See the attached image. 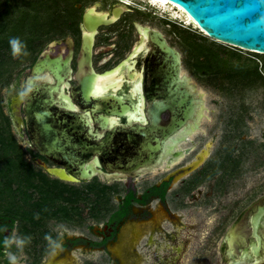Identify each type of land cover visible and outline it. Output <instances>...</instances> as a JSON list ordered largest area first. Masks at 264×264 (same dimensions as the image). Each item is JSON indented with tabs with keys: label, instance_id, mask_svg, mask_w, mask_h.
Segmentation results:
<instances>
[{
	"label": "rangeland",
	"instance_id": "374dc122",
	"mask_svg": "<svg viewBox=\"0 0 264 264\" xmlns=\"http://www.w3.org/2000/svg\"><path fill=\"white\" fill-rule=\"evenodd\" d=\"M91 6L98 13L111 14L121 4L116 0H0V180L9 177L13 188L19 186L0 198V214L17 219L14 228L5 232L14 247L3 250L0 264H46L54 256L56 261L67 258L64 264H125L105 247L92 248V243L108 237L113 226L109 220L129 191L140 196L167 170L176 166L187 168L191 164L175 180L169 193V210L175 211L176 217L171 220L164 216L163 228L178 229L180 235L186 236L187 230L182 227L188 223L195 225L196 234L191 241L184 242L182 256L176 264H225L221 255L224 231L264 197V54L211 39L195 23L188 24L186 15L177 9L168 15L152 7L144 11L125 8L119 20L99 27L94 47L95 69L107 74L120 67L132 53L130 42L134 40L135 45L139 42L136 24L166 34L182 55L183 74L191 78L205 101L201 130L192 137L196 149L178 162L137 177L107 179L97 175L90 181H69L50 172L55 166L33 149L25 125L19 121L23 113H15L13 105L24 91L32 66L45 50L56 54L67 46V38L72 37L74 51L79 56L83 18ZM174 12L180 15L178 20L173 18ZM13 138L36 171L41 170L51 180L68 186L64 195H55L39 176H31L24 166L3 173L11 162L19 163L20 150ZM206 150V158L195 168L193 163ZM187 161L191 163L187 165ZM220 164L230 176L227 179L231 191L222 208H212L219 207L221 201L209 204L204 200L174 206L171 194L182 178L204 174L199 186L205 189L215 183ZM236 166L238 170L234 173ZM135 206L136 210L140 209L139 203ZM159 207L164 209L160 201H152L151 210ZM140 216L141 212L136 211L130 219L140 223ZM218 225L224 227L217 234L214 228ZM181 238L168 240L159 235L155 244H149L142 236L136 246L141 257L138 264H164V258L174 256L169 247L179 245Z\"/></svg>",
	"mask_w": 264,
	"mask_h": 264
},
{
	"label": "water",
	"instance_id": "95a60500",
	"mask_svg": "<svg viewBox=\"0 0 264 264\" xmlns=\"http://www.w3.org/2000/svg\"><path fill=\"white\" fill-rule=\"evenodd\" d=\"M166 1L198 23L209 37L264 54V0ZM117 19L118 13L110 17L108 12L98 13L94 6L89 7L83 18L76 71L75 41L68 37L60 52L42 53L25 81L22 111L31 143L56 168L72 176L70 181H89L97 174L107 179L135 177L166 159L178 158L183 152H173L171 141L187 140L188 134L200 128L204 116V98L183 74L180 51L160 30L141 24L137 27L147 38L143 46L150 60L162 63L150 68L162 72L161 80L152 83V89L160 91V100L155 102L157 97L152 96L150 123L140 107L137 115L129 113L130 107L117 94L122 88L120 79L108 80L97 89L96 82L104 74L94 66L96 36L100 26ZM74 79L77 84H72ZM165 110L171 116L163 122L161 113ZM186 125L187 135L177 142L172 136Z\"/></svg>",
	"mask_w": 264,
	"mask_h": 264
},
{
	"label": "flooded vegetation",
	"instance_id": "af4514ba",
	"mask_svg": "<svg viewBox=\"0 0 264 264\" xmlns=\"http://www.w3.org/2000/svg\"><path fill=\"white\" fill-rule=\"evenodd\" d=\"M116 1L119 4H121L120 7H122L124 10L126 8V10L133 9L135 11L136 10L144 11V9H147L149 7H152L155 10L157 9L161 10L157 6L153 5V0H116ZM119 9H120L119 7L115 8V11L112 12L111 14L109 13V16L110 17L115 16L116 13H118L119 16L120 13ZM176 9L178 10V8ZM164 13L171 15L172 12L166 11ZM176 19L178 20V18ZM117 20H119V18ZM136 32L139 35L138 44L135 45L134 40L130 42L131 43L130 47L133 49L132 53L126 56V58L122 61L120 67H118L115 70V72L113 71L110 72L111 75L109 76L110 78L109 82H113L118 79L121 80L120 86L122 88H118L117 94L121 95L122 100H124V103L130 107L129 113L137 115L138 114L137 109L138 107H140L141 113H144V116L147 118L146 123L149 124L150 123L149 110L151 109L154 103V102L152 103L151 101L152 96L157 97V99L155 98V102L157 100H160L159 98L160 91L159 92L158 90L157 92L154 91L152 89V83L161 80L162 77V72L155 73L150 68L151 66L154 67V65L161 66L162 63L161 62L154 63L150 60L149 52L148 51L146 52V48L143 46L144 42H142L143 39L146 42L147 38L143 34V32L137 27V24H136ZM164 37L167 39L168 43L171 46L175 47L166 34H164ZM114 55H115L114 57L117 56L116 54ZM77 64H78V55L74 52L73 68L75 71L77 68ZM124 72L126 75H124ZM72 84H77V82ZM120 90L123 92L120 93L121 92ZM19 111L23 113L22 105L20 106ZM14 112L16 113V110H14ZM170 116L171 113L169 110H165L161 113L163 122L168 121L170 119ZM22 118L24 122V113ZM191 123L192 126L194 127L193 122ZM23 124L25 125L26 133L31 143L27 126L25 122ZM187 129L189 130L188 125L182 127L180 131H178L176 134L172 136V138L177 140L178 142L179 139L184 134L187 135L186 134ZM197 130H201V125L200 128L194 130L192 134H188L187 140L182 141V143L179 142L175 143V141L173 140L171 141V144L174 147L173 152H178L180 150H182L183 152V154L180 155V157L175 158L173 160H177V159L180 160L192 154L195 151L196 148L194 146L192 137L197 132ZM229 133L230 132H228V136H230ZM31 146L33 147V149H35L32 143ZM35 151L40 156L44 157L45 159L50 161L54 166H56L51 160L41 155L36 149ZM201 154L198 157V159L195 160V162L200 159ZM167 163H170L168 159L164 160L162 165L156 168L162 167ZM190 163H191L190 161L186 162L187 165ZM237 164L238 163H235L234 165ZM180 167L181 166H176L175 168H171L167 170V172H165V174L161 176L160 180L154 186L144 190L140 196H138L135 192L129 191L126 194L123 202L119 205L118 209L112 214L109 220V223L112 224L113 226L108 237L105 236L102 242H93L91 247L94 249L105 247L109 252V254L118 257L125 264H129V263L138 264V260L141 257L139 256V253L136 252V246L140 242V239H142V236L144 239H146V243L149 244H155L157 236L159 235L167 238L168 240H170L171 238L177 240L179 237L182 236L179 245L171 244V246L169 247L170 251H172L171 254H174V256L172 255L167 258H164V260L171 259L174 262L173 264H176L179 257L182 256L181 251L184 242L187 243V241H191L192 238H194V235L196 234V232L193 230L195 228L194 224L188 223L186 226L182 227V222H181L178 225L179 227L186 228L187 230L186 236L180 235L178 229L170 231L167 228H163V224H162L164 223V221H166V219H164L165 218L164 216H169L171 220H173L176 217L174 215L175 211L169 210L170 208V206L168 205V200L170 198L169 193L173 189L172 187L174 186L175 180L181 177L184 174L185 170L190 169L192 167V164L187 168L185 166L181 168ZM220 169H221L220 174L215 179V183L210 184L205 189L204 187L199 186L200 181L202 180V178L205 177L204 174H199L197 175L198 177L196 176V178H190L191 176L182 178V180L177 185L178 188L173 190L171 194L172 202H174L175 204L174 206L183 207V206H187L188 204L204 200L209 204L221 201L219 207L213 205L212 208L215 210L218 208H222L223 207L222 203H225L226 200L231 196V191L230 189H228L229 186L227 179V177L230 178V176L225 173V169H226L225 166H223V164L222 165L220 164ZM237 170L238 168L236 166L234 173H236ZM148 171L150 170H146L144 172H148ZM154 200L160 201L161 206L164 209L159 207L155 211L151 210L150 206L152 201ZM136 203L140 204L139 210H136L137 209L135 206ZM136 211L141 212L140 221H139L140 223H133L130 219L131 215L136 213ZM170 212L172 213V215ZM134 227H139L141 229L140 231L141 233L136 238V240L133 236ZM197 227L200 228V226ZM223 227L224 226L221 225L215 227L214 228L215 233L218 234L223 229ZM122 229H123V233H121ZM208 233L213 234L210 232ZM114 238L116 239V241L112 240ZM222 240L223 242L221 247L222 250L221 255L225 264H230V263L233 264L236 261H245L248 264L249 262H254L259 258L264 257V197L259 202H255L253 205H251L245 212H243V214H241V216L230 227L227 228V230L224 231ZM111 241H113V243H110ZM177 248L180 249V253L178 252ZM115 249H120V252L117 253Z\"/></svg>",
	"mask_w": 264,
	"mask_h": 264
},
{
	"label": "trees",
	"instance_id": "16d2710c",
	"mask_svg": "<svg viewBox=\"0 0 264 264\" xmlns=\"http://www.w3.org/2000/svg\"><path fill=\"white\" fill-rule=\"evenodd\" d=\"M13 143L15 147H17L20 150V154L18 155V164H14L11 162L8 166V169L4 170L3 173L13 172V168L16 166H24L28 169L31 176H39L43 182H45L50 189H52L53 193L57 196L64 195L66 192V189H68L66 184H63L59 182L58 180H51L49 176L43 172V171H36L33 165L25 160V152L22 150L21 146L18 145L16 140L13 138ZM12 179L8 177L7 180L2 181L0 180V198H2V195L7 191H15L17 188H13L12 186ZM16 218L11 215H1L0 214V255L3 254V250L5 249H11L14 247L13 244L10 242V237L5 234V232L9 229H13Z\"/></svg>",
	"mask_w": 264,
	"mask_h": 264
},
{
	"label": "bare ground",
	"instance_id": "6f19581e",
	"mask_svg": "<svg viewBox=\"0 0 264 264\" xmlns=\"http://www.w3.org/2000/svg\"><path fill=\"white\" fill-rule=\"evenodd\" d=\"M153 5L154 6H157L158 8H160L161 10H163L164 12H166L167 10L171 12V11H173V10L176 9V7H174L172 4H170L166 0H153ZM119 8H120L119 10H120V13H121L124 9L122 7H119ZM95 9H96V7H95ZM178 17H180V15L177 14L176 12H174L173 18H178ZM186 17H187V20L190 21V22H187L188 24L191 25L192 23H195L198 27H200V25L198 23H196L194 20H192L191 18H189L187 15H186ZM201 29L204 30L203 28H201ZM204 31L206 32V30H204ZM210 38L213 39V40L219 41V42H223V41L218 40V39H215L213 37H210ZM142 42H145V40L143 39ZM243 49L249 50L247 48H243ZM52 53H53V51H52ZM123 71H125V70H123ZM113 72H115V71H113ZM110 75H111V73L109 72L107 74H104L103 77L98 78V80L96 82L97 89L101 86V84H103V83L107 82L108 80H110V78H109ZM124 75H126L125 72H124ZM99 89H101V87ZM14 103H15L14 106H15L16 113L19 115V108L24 103L23 95H21L18 98H16ZM19 121L22 122V123H24L23 122V118L21 117V115H19ZM207 153H208V150L202 152L200 159L198 161H196L195 163H193V165H194L195 168H196V165L200 164L206 158ZM178 160L179 159H177V160L171 159V160H169V162L170 163H173V162L178 161ZM52 170L59 177H61L63 179H66V180L72 179V176L68 175L65 172V170H63V169H59V168L53 167ZM140 231H141V229L139 227H134L133 228V234H134L133 236H134L135 240L140 235V233H141ZM115 250H116L117 253L120 252V249H115ZM177 250L180 253V249L177 248ZM55 259H56L55 256L52 257L50 259V261H48L46 264H64L67 261V258H63V259H61L59 261H56ZM163 262H164V264H173L174 263L173 260H171V259H169V260L165 259V260H163ZM262 262H264V257L259 258L255 263L254 262L253 263L254 264H261Z\"/></svg>",
	"mask_w": 264,
	"mask_h": 264
},
{
	"label": "clouds",
	"instance_id": "9594fccd",
	"mask_svg": "<svg viewBox=\"0 0 264 264\" xmlns=\"http://www.w3.org/2000/svg\"><path fill=\"white\" fill-rule=\"evenodd\" d=\"M12 43L15 44V40H13ZM15 53H16V49L13 48V54H15Z\"/></svg>",
	"mask_w": 264,
	"mask_h": 264
}]
</instances>
